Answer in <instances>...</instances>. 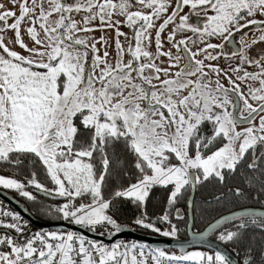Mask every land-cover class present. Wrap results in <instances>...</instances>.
<instances>
[{
  "label": "snow or ice",
  "instance_id": "1",
  "mask_svg": "<svg viewBox=\"0 0 264 264\" xmlns=\"http://www.w3.org/2000/svg\"><path fill=\"white\" fill-rule=\"evenodd\" d=\"M9 3L0 4V167L13 173L0 174V187L29 201L37 199L30 188L63 198L57 219L89 232L104 229L98 234L109 232L111 239L121 232L113 214L120 199L143 207L155 187L172 186L171 206L187 188L210 178L223 182L225 172L242 164L264 177V47L254 51L264 44V19H257L264 18V0ZM106 29L115 32L114 41L88 35ZM8 31L13 37L6 40ZM237 34V48H229ZM117 149L134 158L135 173L118 170L129 182L112 188ZM160 220L168 230L146 212L133 223L175 237L169 215ZM233 220L240 223L220 230ZM249 224L264 230V212L224 216L198 238L218 231L217 240L236 242ZM0 264L233 261L221 251L175 255L143 243L105 244L72 230L30 232L19 213L0 210Z\"/></svg>",
  "mask_w": 264,
  "mask_h": 264
},
{
  "label": "trees",
  "instance_id": "2",
  "mask_svg": "<svg viewBox=\"0 0 264 264\" xmlns=\"http://www.w3.org/2000/svg\"><path fill=\"white\" fill-rule=\"evenodd\" d=\"M112 169H113V176L111 179V186L112 188H117L121 184L127 185L129 182L128 177H119L116 175V172L118 170H126L130 174L135 173L134 169V158H132L130 155H126L119 149L115 150V155L112 160ZM4 175H7L9 172H13V169L11 168H4L0 169ZM23 178V177H19ZM41 179H44L43 174H41ZM49 187L53 186L49 181H45ZM31 189V188H30ZM225 190V189H224ZM218 191V193L225 194L223 191ZM34 191V189L32 190ZM214 192V191H213ZM40 194V193H39ZM170 195V191L163 190L161 188H154L152 192L150 193V196L146 202V204L143 207L137 206L133 201L131 200H124L120 199L116 202L113 214L114 218L117 219V221L121 225V230H130L134 231L139 234L148 235V236H162L159 235L156 232H153L151 229H146L141 226L135 225L133 221L140 217L143 213H147V217L149 221L156 224L157 227L161 228L162 230H168L169 224L167 222H163L160 220V217L167 213L169 215V220L172 224H176L178 228V232L176 237L182 238L184 236V229L185 224L182 219H177L175 214L177 213V209H183L186 205V200L189 195L188 190L186 189L182 194L177 198L174 205H168V196ZM43 196V195H42ZM45 197V196H44ZM246 193H243L242 195H235L232 194V200H234L237 204L233 205L229 203V201H223L217 202V201H195L194 208H193V214H194V224H196L197 227L202 228L203 225L208 224L211 220L216 218V214L225 213L228 211H232L234 209L242 208L246 206ZM19 198L21 201H24V204L21 205L22 208L30 214V210H33L34 218H36L39 221L43 222H50V223H57L61 222L63 220H59L56 217V213L54 209L56 207L49 206L48 204H44L43 202H49L52 201L54 203H58L57 200L61 199H55V198H49L52 200L42 199L41 201H29L26 198L19 195ZM25 206H29V208H26ZM87 230V229H85ZM89 232V231H88ZM237 252H240L238 254L236 252L235 258L238 260L239 264H244L245 260L251 258L253 261V264H264V256L262 254V251H264V232H256L252 229H246L241 230V236L238 241L235 242L234 245ZM253 247V250L251 251V248ZM241 249H249L248 254L241 252ZM167 253L173 250L172 248L163 249ZM251 254H256L255 256H250Z\"/></svg>",
  "mask_w": 264,
  "mask_h": 264
},
{
  "label": "flooded vegetation",
  "instance_id": "3",
  "mask_svg": "<svg viewBox=\"0 0 264 264\" xmlns=\"http://www.w3.org/2000/svg\"><path fill=\"white\" fill-rule=\"evenodd\" d=\"M262 19H264V18H262ZM244 31H247V30H244ZM258 34L259 33H257V35ZM251 35H252V33L250 32L249 36H251ZM239 39H240V34H237L236 37H235V40L233 42H231L228 45V47L232 48V49L237 48V46H238L237 42L239 41ZM213 43H221V41L220 40H218L216 42L213 41ZM165 46H166L165 48L167 49V47L169 45L166 44ZM260 47H264V44L257 45L254 48V51L257 50ZM182 55H183V53H182ZM212 62H215V61H212ZM249 70H251V68H249ZM225 83H226L225 86L227 87L228 86L227 80H226ZM245 126H247V125H245ZM209 132H210V126H206L205 127V133H209ZM258 154L259 153H257V155ZM249 157H251V154H249ZM257 163L259 164V161H257ZM0 169H4V168L0 167ZM12 173L13 172H9V173H7V175H12ZM0 174H3V172L1 170H0ZM262 182H264V177L261 176V173L259 171H254L252 169H247L246 165L242 164L237 169V171L234 172V173L225 172V180L223 182H220L216 178H210L208 181H204L201 184L197 185L195 187L194 197H193L191 209H189V207H188V200H189V196H190V193H191V187L187 188V190L189 192V195H188L187 200H186V205H185V207L183 209L179 210V215H180L181 218L177 217V213L175 214L176 218L177 219H182L184 224H185V229L183 231L184 232V236L182 238H178L176 236L175 237H169V238L178 239V240H182V239H186L187 238V229H188L187 226H188V223H189L190 214H191V219H192L191 224H190V231L193 234H199V233L203 232L211 223H213L214 221H216L217 219H219L222 216H225V215L237 212V211H243V210H252V211L264 212V187H262ZM171 187L172 186H169L168 188H163V187L157 186L155 188H161L163 190L171 191ZM237 188H239L241 190L242 194L246 193V197H245L247 199L246 202H245L247 204L246 206H244L242 208H238V209L236 208V209H234L232 211H228V212H225V213H221V211H220V213L215 215L216 216L215 219L211 220L208 224L203 225L202 228H199V227L196 226V224H194L193 208H194L195 201H197V200L201 201V202L202 201H217V202H221V203L223 201H229L230 204L233 203V205H235L237 203L234 200H232V194H235V190ZM0 190L2 192H4L5 194H7L12 199V201H14L16 204H19V205H23L24 204V201H21L20 198H19V193L16 192L15 190H6V189H3L2 187H0ZM28 190L32 191L33 189H28ZM221 190H224L223 192L225 194L218 193V191H221ZM32 192L37 197V199L35 201H37V200L41 201L43 198L47 199V200H52V199H49L47 197L42 196L41 194H39L35 190L32 191ZM57 202L59 203L58 200H57ZM43 203L44 204H48L49 206H52V207H57L55 205V203L52 202V201H49V202L44 201ZM25 207L29 208V206H25ZM29 210H30V214L33 215V213H34L33 210L32 209H29ZM244 219L247 220L248 218L245 217ZM63 222L68 223L67 221H64V220H63ZM239 223H240L239 220L230 221L226 225H221L220 230H223L225 227H231V225H233V224H239ZM247 229H252V230H255L256 232H259V231L264 232V230H262L261 228L255 226V225H251V224H249V227ZM61 231H68V230H61ZM100 231H104V229H98L97 232H89V233H92V234H95V235H99L98 233ZM107 234H109V232H105V235H103V236L106 237ZM217 235H218V231L217 232H212V233L209 234L208 237H206V239L221 245L224 249H226L228 252H230L235 257L236 252H237V250L234 247L235 242H227V243L221 242V241L216 239ZM99 236H101V235H99ZM107 238H109V237H107ZM249 249H251V251H252L253 247H251ZM249 249H247V250L246 249H241L240 251L248 254L249 252H251V251H248ZM186 250H188V251L199 250V251L207 252L209 254H213L214 253V251L210 250L209 248L202 247V246H197V247L195 246V247H192V248H189V249H184L183 251H186ZM178 252H182V250L173 249V250H171L168 253L169 254H174V253H178ZM237 253L240 254V252H237ZM262 254L264 256V251H262ZM255 255L256 254H254V255L251 254L250 256L252 257V256H255Z\"/></svg>",
  "mask_w": 264,
  "mask_h": 264
},
{
  "label": "water",
  "instance_id": "4",
  "mask_svg": "<svg viewBox=\"0 0 264 264\" xmlns=\"http://www.w3.org/2000/svg\"><path fill=\"white\" fill-rule=\"evenodd\" d=\"M194 191H195V188H191V193H190L189 200H188L189 209H191V207H192ZM40 194L44 196L43 193H40ZM47 198L61 199L60 197H47ZM0 200L4 201L10 207L15 209L20 215H22L25 219H27L32 224V226H34L36 228H40V229H44V230H48V231H57V230L77 231V232H80V233L88 236L91 239L101 240L105 244H111V243L116 242V241H128V242H135V243H143V244L147 245L148 248H150V249L172 248V249H177V250H184V249H189V248H192L195 246L196 247L202 246V247L209 248L210 250H212L214 252L215 251H221L223 254L229 256V258L233 261V264H239L237 259L230 252H228L226 249H224L221 245L214 243L212 241H209L206 238L201 240L198 238L200 233L199 234H193L190 231V224L192 221L191 214H190L189 223L187 226L188 229H187V238L186 239L178 240V239H172V238L164 237V236H158V237L148 236V235L139 234V233H136V232L130 231V230H121L120 233H117L116 235L112 236L111 239H109V238L104 237V236H99V235L89 233L88 231H86L85 229H83L77 225L68 224V223H65L63 221L58 222V223L39 221L36 218H34L32 215L27 213L22 208L21 205L16 204L14 201H12V199L7 194L2 192L1 190H0ZM241 212L256 213V212H261V211L243 210V211H237L234 213H241ZM234 213H231V214H228L225 216H229V215H232ZM222 217H224V216H222ZM222 217H220L219 219H221ZM219 219H217V220H219ZM208 227L204 231H206L208 229Z\"/></svg>",
  "mask_w": 264,
  "mask_h": 264
},
{
  "label": "rangeland",
  "instance_id": "5",
  "mask_svg": "<svg viewBox=\"0 0 264 264\" xmlns=\"http://www.w3.org/2000/svg\"><path fill=\"white\" fill-rule=\"evenodd\" d=\"M0 4H4L5 5V7H11V5H10V3H9V0H0ZM13 10H16V9H13ZM188 11V9L187 8H185L184 9V12H187ZM77 20H80L81 19V17L80 16H76L75 17ZM257 19H262V17H257ZM9 23H11V20L9 21ZM97 24H99V21H97L96 22ZM169 28H171V26H169ZM121 31H124V32H126V33H129V34H131V30L129 29V28H127V27H124V26H121V29H120ZM88 35H90V36H93V37H96V38H99L101 35H104V36H106L108 39H109V41L110 42H112V41H114V37H115V32L112 30V29H106L105 31H103V32H101V31H95V32H93V33H89ZM189 35H190V33H189ZM13 37V32L12 31H8L7 33H6V40L8 39V38H12ZM24 39H25V42L26 43H28L29 44V46H31V41L29 40V38L26 36V35H24ZM121 40H123V37H121ZM213 41H218L217 39H212V43H213ZM166 45V44H165ZM97 47H100V45L99 44H97ZM166 47V46H165ZM170 47V45L167 47V48H169ZM14 50H16V51H18V52H21V54H23V55H28V53L27 52H24L22 49H20L18 46H15V48H14ZM110 50V52H113V54H114V45H113V48H111V49H109ZM152 50H155V45L153 44L152 45ZM173 51H175L174 49H173ZM181 55H182V53H181ZM161 59H164L165 61H166V58H161ZM206 63H219L220 64V67H226L227 66V61H221V62H212V61H206ZM231 63L232 64H235V63H237V61L236 60H232L231 61ZM165 66H167V64L165 63ZM252 70V69H251ZM250 70V71H251ZM212 79H215V74H213L212 75V77H211ZM221 82L222 83H224L225 85H226V79H222L221 80ZM53 187V186H52ZM64 201H63V199L62 200H59V203H55V205L56 206H59L60 204H62ZM106 237H109V234H107L106 235ZM119 242H121V243H132V242H128V241H119ZM186 251H188V250H186ZM192 251H199V250H192ZM169 254V253H168ZM175 255H180L181 254V252H178V253H174Z\"/></svg>",
  "mask_w": 264,
  "mask_h": 264
},
{
  "label": "built area",
  "instance_id": "6",
  "mask_svg": "<svg viewBox=\"0 0 264 264\" xmlns=\"http://www.w3.org/2000/svg\"><path fill=\"white\" fill-rule=\"evenodd\" d=\"M0 210H3V211H12L14 213H18L15 209H13L7 203H5L4 201H1V200H0ZM20 216H21V218L23 220H25V221L28 222V229L30 230V232H35V231H48V230H44V229H40V228H36V227L32 226V224L27 219H25L22 215H20Z\"/></svg>",
  "mask_w": 264,
  "mask_h": 264
}]
</instances>
